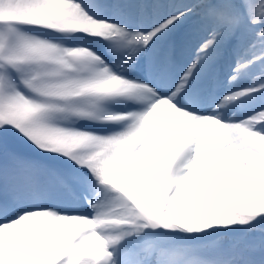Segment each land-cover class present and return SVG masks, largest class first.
<instances>
[{"label": "snow or ice", "instance_id": "6c2138e0", "mask_svg": "<svg viewBox=\"0 0 264 264\" xmlns=\"http://www.w3.org/2000/svg\"><path fill=\"white\" fill-rule=\"evenodd\" d=\"M0 264H264V0H0Z\"/></svg>", "mask_w": 264, "mask_h": 264}]
</instances>
